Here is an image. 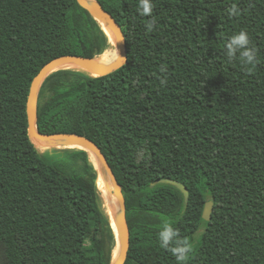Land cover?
<instances>
[{
    "label": "trees",
    "instance_id": "trees-1",
    "mask_svg": "<svg viewBox=\"0 0 264 264\" xmlns=\"http://www.w3.org/2000/svg\"><path fill=\"white\" fill-rule=\"evenodd\" d=\"M97 2L123 31L127 63L105 77L49 75L38 132L83 136L102 151L125 198V264H180L161 246L165 222L193 244L186 264H264V0H151L149 17L141 0ZM241 32L258 53L252 74L226 55ZM111 48L77 0H0V264L111 263L116 235L88 153H41L26 115L44 65ZM164 179L187 189V204L172 186L152 187Z\"/></svg>",
    "mask_w": 264,
    "mask_h": 264
},
{
    "label": "water",
    "instance_id": "water-1",
    "mask_svg": "<svg viewBox=\"0 0 264 264\" xmlns=\"http://www.w3.org/2000/svg\"><path fill=\"white\" fill-rule=\"evenodd\" d=\"M78 5L85 10L89 16L96 21L104 32L108 35L110 33L114 38L115 48L118 47L120 55L125 59L127 63V52L125 45V37L123 31L115 19L104 10V8L94 0L89 2L87 0H77ZM123 40L122 42H119ZM119 42V43H118ZM113 48V47H112ZM101 57V56H100ZM100 57L86 58L80 56H61L55 58L48 62L39 71V73L34 77L29 89V95L26 104V115H27V132L28 137L35 144V141L40 142L46 148H70L77 147L79 150H83L88 155L93 154L98 160L102 167V170L107 177L106 179L110 182L113 187V194L118 200V215L115 219V235H116V246L112 254V260L110 264H125L128 251L130 247V231L127 221V210L125 198L123 196L122 190L116 181V178L109 166L105 156L99 147L91 140L78 135L73 134H56V135H43L38 132L36 122H37V105H38V95L41 85L44 80L52 73L62 70L60 67L65 65H75L81 68L85 73L91 75L92 77H105L112 74L113 72L121 69L126 63L121 66L103 64L99 61ZM36 146V145H35ZM97 171V170H96ZM98 173V171H97ZM99 177V175H98ZM156 185H169L176 188L184 197L185 204L189 201V193L187 189L177 181L173 180H160L154 184ZM212 203L208 202L205 205L203 212V219L206 221L210 220L212 213Z\"/></svg>",
    "mask_w": 264,
    "mask_h": 264
},
{
    "label": "clouds",
    "instance_id": "clouds-1",
    "mask_svg": "<svg viewBox=\"0 0 264 264\" xmlns=\"http://www.w3.org/2000/svg\"><path fill=\"white\" fill-rule=\"evenodd\" d=\"M139 11L141 16L149 17L153 15L154 5L151 0H141L139 4ZM229 15L233 18L241 15V9L237 4H232L228 9ZM149 32L155 31L157 28V21L152 19L147 25ZM123 40L119 41L122 42ZM118 42V43H119ZM251 40L247 32H241L238 35L231 37L230 41L226 45V55L229 62H235L237 59L241 62V65L246 67L249 74H252V69L258 65L257 51L254 47H251ZM104 60L108 65L121 64L123 66L126 61L120 55L118 47L114 50L108 51ZM248 66H251L250 68ZM161 73L166 74L167 68L161 67ZM160 83L162 86H167V79L161 78ZM159 239L161 246L171 252L173 256L177 258L180 264H186L190 259V256L194 253V246L188 239L181 238L180 232L176 230L171 222H165L163 224V230L159 233Z\"/></svg>",
    "mask_w": 264,
    "mask_h": 264
},
{
    "label": "bare ground",
    "instance_id": "bare-ground-1",
    "mask_svg": "<svg viewBox=\"0 0 264 264\" xmlns=\"http://www.w3.org/2000/svg\"><path fill=\"white\" fill-rule=\"evenodd\" d=\"M89 2H93L94 0H87ZM104 29H105V26H102ZM106 30V29H105ZM108 38H109V42L111 44V47L114 46V38L113 36L108 33ZM115 48H113L112 50H114ZM108 51H111V50H107L99 59L100 62H102L103 64H107L104 60V56L105 54L108 52ZM60 69L62 70H75V71H81V72H84L81 68L75 66V65H65V66H62L60 67ZM85 73V72H84ZM35 145L36 147L38 148V150L43 153L45 152L48 148H46L45 146H43L40 142H37L35 141ZM46 148V149H45ZM68 149H79L77 147H70ZM89 159L91 161V163L93 164V166L95 167V169L98 171V191H99V194H100V198L102 200V204H103V210L105 212V214L108 216L110 222H111V225L113 227V230L115 232V219L118 215V206H117V203H116V200L115 198H113V196L111 194H107V177L105 176L103 170H102V167L101 165L99 164L98 160L96 159V157L93 155V154H89ZM102 189V191H101ZM111 190V189H110ZM103 193H105V200L108 204V207H109V212H108V209L106 207V202L104 200V197H103ZM115 248V247H114Z\"/></svg>",
    "mask_w": 264,
    "mask_h": 264
},
{
    "label": "rangeland",
    "instance_id": "rangeland-1",
    "mask_svg": "<svg viewBox=\"0 0 264 264\" xmlns=\"http://www.w3.org/2000/svg\"><path fill=\"white\" fill-rule=\"evenodd\" d=\"M113 48H115L114 46H112ZM113 48H111L110 50H112ZM46 149V148H45ZM59 149V148H58ZM61 149H68V148H61ZM107 194L109 195V194H113V187H112V185L110 184V182L107 180ZM111 189V190H110ZM101 191H102V189H101ZM103 192V191H102ZM103 195V197H104V200H105V193H103L102 194ZM113 196V198H115V200H116V203L118 204V200H117V198L114 196V195H112ZM105 202H106V200H105ZM106 207H107V209H108V212H109V207H108V204H107V202H106Z\"/></svg>",
    "mask_w": 264,
    "mask_h": 264
}]
</instances>
